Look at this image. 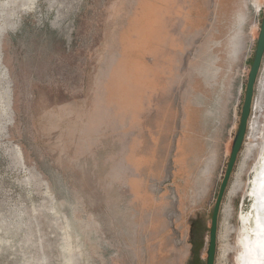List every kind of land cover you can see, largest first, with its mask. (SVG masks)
Wrapping results in <instances>:
<instances>
[{"label":"rangeland","instance_id":"1","mask_svg":"<svg viewBox=\"0 0 264 264\" xmlns=\"http://www.w3.org/2000/svg\"><path fill=\"white\" fill-rule=\"evenodd\" d=\"M263 7L0 0V264H204ZM263 72L264 55L214 264H236Z\"/></svg>","mask_w":264,"mask_h":264},{"label":"bare ground","instance_id":"2","mask_svg":"<svg viewBox=\"0 0 264 264\" xmlns=\"http://www.w3.org/2000/svg\"><path fill=\"white\" fill-rule=\"evenodd\" d=\"M257 7L259 8L260 4ZM263 82L264 72L260 79V83ZM254 127L253 123L252 128L254 129ZM259 132L260 141L253 144V149L254 146H257L256 154L258 156L255 164L253 163L252 173L243 194V197L247 199V205L246 209L241 210L239 214L241 226L237 238L236 264H264V123L261 124ZM251 136L254 135L251 134ZM248 153L249 143L246 144L244 156H247ZM229 209L231 207L225 209L226 214H228ZM221 210L222 206L220 212H222ZM229 212L231 213V210ZM226 227L227 225L224 228ZM235 230H237L236 227ZM223 248L225 247L222 245L221 249Z\"/></svg>","mask_w":264,"mask_h":264},{"label":"water","instance_id":"3","mask_svg":"<svg viewBox=\"0 0 264 264\" xmlns=\"http://www.w3.org/2000/svg\"><path fill=\"white\" fill-rule=\"evenodd\" d=\"M263 55H264V7L262 11L260 26H259V32L257 35L255 48L253 52V58L251 61V65L249 67L248 74H247L238 126L233 136L228 161L225 166L223 177L219 184L218 192H217L215 202L213 205V209H212V213H211L210 227L208 231V242H207V247L205 251L206 258H205L204 264H214L215 263V255H216V250H217V229H218L219 212H220V208H221V204H222L225 191L227 189L229 180L231 178L233 169L237 161V157L239 155V152L241 150V147L243 146V142L246 137L249 117H250L252 103H253L255 83H256L257 76L259 74V70L262 64Z\"/></svg>","mask_w":264,"mask_h":264},{"label":"crops","instance_id":"4","mask_svg":"<svg viewBox=\"0 0 264 264\" xmlns=\"http://www.w3.org/2000/svg\"><path fill=\"white\" fill-rule=\"evenodd\" d=\"M163 1H165V0H163ZM155 13H156V8L154 6L147 5V3L145 2L144 6H143V9L141 10L140 16L134 22V29H135V31H137L139 33V35H145V33L143 32V30H145V28L140 24V22L142 20L146 19V16H148L147 19L149 17H155L156 16ZM149 41H150L149 39L145 38L143 40V43H146V42H149ZM143 43L137 45V49H135V51L133 53L134 55L138 56L139 51L141 52L144 49L143 46H145L146 44H143ZM130 61L131 60H129V58H126V60L124 62L125 72L129 73V75L134 74L135 76H136L135 73H137V76L143 77L146 74V72H147L146 68L138 60H135L132 63ZM136 66H137V68H136ZM132 67H134L136 69H134V70H128L127 69V68L131 69ZM174 197H176L177 204H178L180 202L179 199H178V195L176 194ZM174 197H173V199H175ZM151 208H156V205L154 204V207L151 206ZM154 216H156V214Z\"/></svg>","mask_w":264,"mask_h":264},{"label":"flooded vegetation","instance_id":"5","mask_svg":"<svg viewBox=\"0 0 264 264\" xmlns=\"http://www.w3.org/2000/svg\"><path fill=\"white\" fill-rule=\"evenodd\" d=\"M233 210V209H232Z\"/></svg>","mask_w":264,"mask_h":264}]
</instances>
